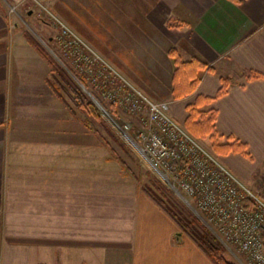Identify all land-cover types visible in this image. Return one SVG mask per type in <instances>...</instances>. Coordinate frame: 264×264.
I'll return each instance as SVG.
<instances>
[{"label":"crops","instance_id":"obj_1","mask_svg":"<svg viewBox=\"0 0 264 264\" xmlns=\"http://www.w3.org/2000/svg\"><path fill=\"white\" fill-rule=\"evenodd\" d=\"M42 1L151 95L169 94L183 124L186 104L215 96L228 77V91L202 108L217 110L220 141L233 135L253 164L264 162V0ZM13 25L0 3V264H215L120 172L109 180L87 165L72 168V156L97 143L72 134V105L55 90L42 52ZM173 47L213 67L182 98L171 92ZM250 70L263 77L248 79ZM221 156L249 176L244 156Z\"/></svg>","mask_w":264,"mask_h":264},{"label":"built area","instance_id":"obj_2","mask_svg":"<svg viewBox=\"0 0 264 264\" xmlns=\"http://www.w3.org/2000/svg\"><path fill=\"white\" fill-rule=\"evenodd\" d=\"M53 20L60 28V44H79V37L64 18L53 15ZM96 58L102 63L96 65L84 58L88 78L102 89L106 99L142 119L136 127L114 120L115 130L134 145L160 177L192 197L219 239L234 245L249 264H264V198L172 115L169 101L150 97L119 72L114 73L103 58Z\"/></svg>","mask_w":264,"mask_h":264},{"label":"rangeland","instance_id":"obj_3","mask_svg":"<svg viewBox=\"0 0 264 264\" xmlns=\"http://www.w3.org/2000/svg\"><path fill=\"white\" fill-rule=\"evenodd\" d=\"M0 3H2L5 8L7 20L10 24H12L13 29L15 27L13 24L16 22L19 26H21V29L26 34V37L28 38V36H31L46 52L45 54H41L46 63V67L51 78L50 80H57L61 77L59 73L63 72L67 75L70 81H72L73 78L77 83H79L84 93L90 100L96 103L91 96V94H93L105 107V110H103L96 103L102 115V119H97L92 116L89 111L81 108L79 105H74L73 101L70 99L63 87L59 92L57 91L58 95L63 100H65L69 105H72V122H74V124H76V122L79 123L80 127L78 125L77 128L72 127V134H76L78 138L93 139L95 144L97 143V146L94 147L93 150H88L83 147V149L81 148L82 150L79 152L82 154H78L79 156L76 157L72 156V160L75 159V161L72 162V168L77 169L79 166L87 165V168L90 172H92V175L96 174V176H99L101 171L104 175H108L106 177L109 180L112 178V175H118L120 172L126 180H129L134 183V185L139 186L141 191L147 193L153 200L155 199L154 197L161 199L178 222L177 223L174 220L177 224L176 235L180 238L193 239V237H198L200 233L203 234L206 233V231H209L216 236L218 241L221 243V254L227 260L232 261L235 264H249L246 256L234 245L228 242H223L219 239L215 231L205 222L202 213L196 207L192 197L183 189L173 187L169 181L160 177L159 174H157V172L153 170L139 154L134 145L132 144V146L123 136L119 134L117 130H115L112 123L114 120L120 124L129 122L133 127H136L137 124L142 122V119L137 116L138 114L136 115L135 113L124 110L113 101L104 97L102 89L92 83L91 79H89L86 75L87 72L84 70L87 67V63L84 58L86 60L92 59L96 65H98V63H102L101 60L96 57L99 56L103 58L107 64L112 66L113 69H111L114 73H116L115 71L119 72L124 79L131 84H134L142 92L154 99L169 101L171 105L172 97H170L169 94L165 98H157L151 95L146 89L136 83L132 77L124 71V69L113 63L111 58L108 57V55L103 52L99 46L93 45L90 41L85 39L84 36L78 32L64 17H62L50 5H45L42 0H22L19 2L12 0H0ZM53 15H59L67 21V25H69V27L79 37L77 40L79 42L78 45H72V47H69L60 44V28L54 24ZM181 20L182 19L172 18L171 23H173L172 25H177L182 22ZM73 38L74 36L72 35V39ZM103 46H105L106 50L108 49L110 52H115L110 45ZM112 46L116 47V45ZM79 53H82V56L81 54L78 55ZM96 65H93L94 69H96ZM71 66L76 68L78 73H81L86 77L89 87L80 81L79 78L72 72ZM81 84H83V86ZM105 104H112L115 107L117 117L111 113V117L109 116L108 113L110 111ZM110 127L112 129H110ZM133 129L132 132L134 131ZM200 140L208 149L214 152L211 149L208 139ZM72 152L75 151L72 150ZM89 153H92V158L89 156ZM216 155L227 168L232 170L245 183V185L264 198V162H260L257 159V162L253 164L249 159L243 157L246 161L243 168H245V171L249 175L245 178L236 173L226 163V160L221 155ZM93 180L97 181L99 180V177H95V179L92 178V181ZM150 194H153L154 197ZM193 208H196V211L198 210L197 213Z\"/></svg>","mask_w":264,"mask_h":264},{"label":"trees","instance_id":"obj_4","mask_svg":"<svg viewBox=\"0 0 264 264\" xmlns=\"http://www.w3.org/2000/svg\"><path fill=\"white\" fill-rule=\"evenodd\" d=\"M28 39L32 42L34 47L40 52L45 54L44 49L37 43L35 39L28 36ZM169 55L174 59V69L172 72V88L171 92L174 98H182L193 93L201 80V75L204 70L213 71V67L208 66L200 58L193 56L188 60H184L178 53L176 48L169 49ZM72 72L82 81L87 87V79L78 70L71 66ZM61 77L57 80H50L54 85L56 91H60L62 87L73 101L74 105L89 111L95 118L102 119V115L96 103L87 97L82 87L73 78L70 81L65 73H59ZM263 74L259 71L250 70L248 79L261 78ZM221 85L215 96H206L198 94L194 101L186 104L187 116L184 121L185 127L190 133L199 139H208L212 150L218 155H225L228 153H239L242 156L252 160V155L248 149V144L243 142L233 135H228L226 141H220V133L216 129V114L217 110L214 107L202 108L204 105L210 104L217 97L224 95L231 84V80L228 77H220ZM111 114L115 117V107L112 104H105ZM110 129H112L110 127ZM154 197L153 194H150ZM158 205L166 211L176 222V218L171 214L168 207L164 205L160 198L154 197ZM178 223V222H177ZM198 245L207 253L215 264H235L232 261L227 260L222 254V245L209 231L206 233H200L198 237H193Z\"/></svg>","mask_w":264,"mask_h":264},{"label":"water","instance_id":"obj_5","mask_svg":"<svg viewBox=\"0 0 264 264\" xmlns=\"http://www.w3.org/2000/svg\"><path fill=\"white\" fill-rule=\"evenodd\" d=\"M83 86V84H81ZM91 94V93H90ZM92 98L94 99V101L97 103V105H99L103 110H105L104 105L99 101V99H97L93 94H91ZM194 211L197 213L196 209L193 208ZM178 236V235H177Z\"/></svg>","mask_w":264,"mask_h":264}]
</instances>
